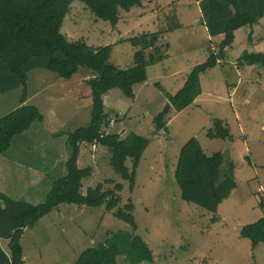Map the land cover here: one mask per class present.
<instances>
[{"label": "rangeland", "instance_id": "obj_1", "mask_svg": "<svg viewBox=\"0 0 264 264\" xmlns=\"http://www.w3.org/2000/svg\"><path fill=\"white\" fill-rule=\"evenodd\" d=\"M194 2L145 0L146 8L130 12L137 16L123 13L117 28L96 19L77 2L62 32L71 42H85L95 48L112 46L111 63L126 70L134 66V49L130 44H121L120 38L167 29L173 6L180 10ZM142 10L145 13L138 14ZM179 14L175 21L183 27L171 34V49L163 52L170 56L166 69L161 68V78L156 76L158 69L150 71L149 84L136 90L133 111L117 126L116 131L123 138L137 134L151 142L136 171L134 193L111 168L108 150L99 146L81 148L79 168L94 169L92 177L83 183L84 191L108 180L124 186L120 208L132 200L138 225L136 235L145 239L153 251L154 262L144 264H264V245L253 251L251 242L240 237L244 227L263 216L258 203L264 199V67L245 70L237 66L244 53L264 54V25L247 27L224 63L201 77L204 95L200 102L183 113L171 114L166 119L167 132L156 133L154 119L168 104L165 95L175 96L196 65L207 62L204 32L190 27L186 10ZM166 70L168 76L164 74ZM91 75L90 70L81 68L71 80H65L49 71L36 70L29 74L26 87L0 97V120L21 106L24 94L25 105L38 108L43 116V121L35 122L15 138L11 160H0L4 161L0 164L1 193L38 206L46 201L53 184L67 176L69 135L86 127L92 116V96L85 83ZM104 100L111 117L118 114L121 106L131 107L133 103L118 90L105 95ZM214 120L228 123L233 142L206 137ZM193 139L198 140L207 155L222 153L226 162L232 160L236 165L238 189L220 206L219 222L215 224L212 214L182 200L175 180L181 150ZM127 167L132 168V161ZM115 185L105 187L115 189ZM118 232L133 230L104 208L61 206L26 232L23 247L29 264H75L83 251ZM118 263L127 264V260L120 257Z\"/></svg>", "mask_w": 264, "mask_h": 264}, {"label": "trees", "instance_id": "obj_2", "mask_svg": "<svg viewBox=\"0 0 264 264\" xmlns=\"http://www.w3.org/2000/svg\"><path fill=\"white\" fill-rule=\"evenodd\" d=\"M77 2L96 19L117 28L123 13L142 8L145 0H0V97L26 87L28 76L33 71L46 70L71 80L81 68H87L92 75L85 83L90 89L93 104L90 123L69 135L67 176L53 184L43 204L34 206L12 200L0 192V241H8L10 251L7 254L0 243V264H26L22 245L24 234L61 206L104 208L106 213H112L133 230V233H112L103 243L83 251L75 264H119L120 257H125L127 264L154 262L153 251L145 239L136 235L138 225L132 200L120 208L124 186L108 180L85 192L83 183L92 177L94 169L81 170L78 162L83 146L107 149L111 155V168L129 183V191L134 193L136 171L151 142L137 134L123 138L116 130L127 117L119 114L111 117L112 113L105 107L104 96L118 90L126 99L134 100L136 87L148 81L147 69L168 57L163 52H169V46L158 47L161 38L181 26L174 15L167 29L135 38H120L121 44H130L134 49V66L121 70L111 63L112 46L95 48L85 42H71L63 34L64 23ZM199 6L203 24L211 38L223 36L224 40L216 50H210L205 64L193 69L180 92L175 96L165 95L168 104L154 119L156 133L167 132L166 119L173 111L181 113L194 105L202 92L201 76L224 63L226 50L235 43V33L253 27L264 18V0H201ZM237 66L264 67V54L244 53ZM26 101L27 95L24 94L21 106L0 120V157L9 152L16 137L27 132L35 122L43 121L39 109L25 105ZM230 130L225 121L214 120L206 137L233 142ZM128 161H132V168L127 167ZM175 180L182 200L212 214L213 224L219 222L220 206L238 189L234 161L226 162L222 153L207 155L196 139L189 141L181 150ZM105 185L116 187L106 189ZM258 208L263 213L262 218L240 232L241 238L251 242L253 251L264 245L263 198Z\"/></svg>", "mask_w": 264, "mask_h": 264}, {"label": "crops", "instance_id": "obj_3", "mask_svg": "<svg viewBox=\"0 0 264 264\" xmlns=\"http://www.w3.org/2000/svg\"><path fill=\"white\" fill-rule=\"evenodd\" d=\"M199 1H201V0H195V2H194V5H192L191 7H188V5L186 6L187 8H184V9H180V10H186L187 11V14H188V16L190 17V20H189V23H190V27H192L193 26V28L194 27H196V28H194L195 30H196V32H204L203 33V37L204 38H206V42H207V46L205 45V49H204V51H206V49L208 48V50H207V52L205 53V61H207L206 59H208V53H209V51L210 50H216L217 49V47L220 45V43L224 40V37L223 36H220V37H217V38H211V36L209 35V33H208V30H207V28L205 27V25L203 24V18H202V14H201V10H200V6H199ZM173 5H174V3H172ZM168 5V4H167ZM196 5V6H195ZM144 6H147V3H143V7L142 8H146V7H144ZM172 9V8H171ZM144 10H146V9H144ZM144 10H142V11H140V12H138V14L140 13L141 15H143L145 12H144ZM166 10H168V9H166ZM165 10V11H166ZM180 10H177L176 8H175V6H173V15L172 16H176L177 17V21H178V19L180 18V16H181V14H179V12H180ZM134 12H135V10H133ZM168 12V11H167ZM155 13H158V11H155ZM126 15H127V17L128 16H130V17H132V16H134V15H136L135 13H125ZM140 15V16H141ZM137 16V15H136ZM143 17V16H142ZM142 17H140V18H142ZM138 18V17H137ZM139 20H144V18H142V19H139ZM146 20H149V18H146ZM171 20V17H169V19H168V21H170ZM122 21V20H121ZM167 25L168 24H166V27H167ZM179 25L181 26V28L183 27V25L182 24H180L179 23ZM257 25H264V18L262 19V20H260L259 21V23H257L256 24V26ZM153 27H154V25H153ZM180 28V29H181ZM250 28V27H249ZM251 28H254V26L253 27H251ZM245 29H247V27L246 28H243V29H240V30H238L236 33H235V43H236V41H237V39H238V36L240 35V34H244V33H242V32H244V30ZM160 31V29L157 31H155V32H159ZM173 32H170V33H167V34H165L162 38H161V40H160V42H159V44H158V47L159 48H166L167 46H169V48L171 49V40H170V36H171V34H172ZM198 36V35H197ZM249 37V36H248ZM252 37V36H251ZM245 39V38H244ZM205 40V39H204ZM250 41H251V39H250ZM235 43L233 44V46L230 48V49H228V50H226V52L227 53H229L230 51H233L234 49H233V47L235 46ZM170 51V50H169ZM263 52V51H262ZM251 53V52H250ZM254 53V52H253ZM257 53V52H256ZM134 54V53H133ZM257 54H263V53H257ZM229 54H227V56H228ZM167 59L169 60L170 59V56H169V58L167 57L166 58V60L164 61V62H162V63H160V64H158V65H156V66H152V67H149L148 69H147V73H148V81H147V83L146 84H144V85H142V86H138V87H136V89H135V99L134 100H132V105H131V107L129 106V107H123V106H121L119 109H118V114L120 113L121 115H126V117H128V115L133 111V108L135 107V102H136V90H137V88L139 89L138 91H140V90H142V88H144L146 85H148L149 84V73H150V71L152 70V71H154L155 69H158L157 70V72H155L156 73V76H157V78H161V73H160V70H161V68H165L164 66H165V62L167 61ZM238 63V62H237ZM198 65H200V64H198ZM197 66V65H196ZM253 67H255V66H252V67H249V66H246L245 67V70L246 69H251V68H253ZM166 69V68H165ZM164 74H166L167 76H168V71L166 70L165 71V73ZM203 76V75H202ZM201 76V77H202ZM200 86H201V90H202V92H201V95L197 98V100L195 101V103H194V105L193 106H195V105H197L198 104V102H200V100H201V98L203 97V88H202V79H200ZM113 92V91H112ZM111 94V92L108 94V95H110ZM232 96V95H231ZM166 98V97H165ZM105 102H106V100H104ZM192 106V107H193ZM189 109V108H188ZM188 109H186V110H188ZM186 110H184V111H186ZM183 111V112H184ZM183 112H181V113H183ZM171 114H180V113H178V112H176V111H173ZM169 119V118H168ZM170 123V122H169ZM168 126V125H167ZM165 133V132H164ZM9 154H11V149L9 150V152L7 153V154H5V155H3V156H1L0 157V160H3L4 158H5V160H6V162H9L11 159H10V157H9ZM0 164H4V161H0ZM8 196V195H7ZM50 216V215H49ZM28 232V231H27ZM25 236H26V233L24 234V236H23V239H22V245H23V240H24V238H25ZM5 242V243H4ZM0 243H1V246H2V248L5 250V252L7 253V254H9V242L8 241H4V240H1L0 241ZM81 255V254H80ZM28 257L29 256H27V253L25 254V250H24V259H25V262H26V264H29L28 263Z\"/></svg>", "mask_w": 264, "mask_h": 264}, {"label": "clouds", "instance_id": "obj_4", "mask_svg": "<svg viewBox=\"0 0 264 264\" xmlns=\"http://www.w3.org/2000/svg\"><path fill=\"white\" fill-rule=\"evenodd\" d=\"M232 95V94H231Z\"/></svg>", "mask_w": 264, "mask_h": 264}]
</instances>
